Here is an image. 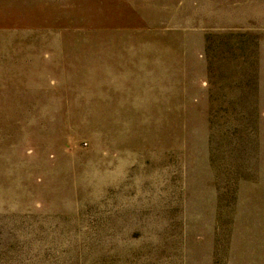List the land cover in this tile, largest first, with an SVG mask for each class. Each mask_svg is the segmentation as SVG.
Instances as JSON below:
<instances>
[{
    "label": "rangeland",
    "instance_id": "rangeland-1",
    "mask_svg": "<svg viewBox=\"0 0 264 264\" xmlns=\"http://www.w3.org/2000/svg\"><path fill=\"white\" fill-rule=\"evenodd\" d=\"M0 264H264V0H0Z\"/></svg>",
    "mask_w": 264,
    "mask_h": 264
}]
</instances>
